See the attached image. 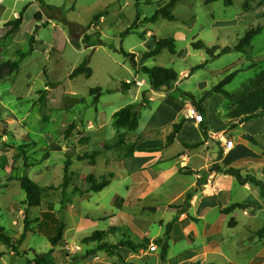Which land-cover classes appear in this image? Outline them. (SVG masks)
I'll return each mask as SVG.
<instances>
[{
  "label": "rangeland",
  "instance_id": "obj_1",
  "mask_svg": "<svg viewBox=\"0 0 264 264\" xmlns=\"http://www.w3.org/2000/svg\"><path fill=\"white\" fill-rule=\"evenodd\" d=\"M170 1L0 0V64L20 61L19 71L0 77V226L15 246L0 241V264H37L35 260L42 255L50 264H122L104 247L125 239L140 244L149 240L137 253L119 250L127 264H166L160 259L161 245L156 240L164 238L167 224L181 217L178 209L186 196H176L194 175L191 165L180 163L185 155L203 161L197 176H215L211 169L218 165L236 167L243 175L264 180V117L244 124L235 118L237 100L258 89L256 80L264 72V0H233L231 6L223 0H179L172 9L175 21H145ZM23 11L20 29L9 33L8 22ZM105 11L103 18L94 20ZM38 13L40 21L35 18ZM138 13L137 30L124 35ZM257 27L262 32L243 52H237L245 33ZM155 37L175 38L177 54L165 50L154 59L143 60L154 48ZM198 41L208 48L230 47L232 52L212 57L192 47ZM86 59L92 76L71 79ZM200 65L203 68L195 69ZM144 66L173 69L178 80L170 89L153 91L141 71ZM232 73L235 78L225 88L231 99L208 94ZM126 82L138 87L126 90ZM98 87L103 94L94 104L90 90ZM144 92L139 128L133 132L116 129L115 112L139 104ZM66 97L85 102L64 109ZM190 105L204 111L206 119L208 114V121L199 126L192 123L186 112ZM181 122L195 136L183 135L167 147L173 126ZM73 124L75 130L66 138ZM246 134L256 137L259 145L244 140ZM222 139L233 140L236 149L225 151ZM133 145L134 156L127 158ZM92 156H97L95 161ZM79 157L87 159L79 161ZM67 160L75 175L69 176L71 185L64 189ZM88 175L98 183L104 177L110 179L111 185L100 193L90 192ZM24 176L42 188L41 207L25 204L20 183ZM127 176H134L133 181ZM157 176H171V182L153 191L158 182L152 183L151 178ZM231 178L237 203L249 207L235 210L234 215L222 214L223 209L214 211L206 231H202L201 220L189 216L188 221L198 229L175 246L174 255L189 248L200 254L194 264H264V238L256 235L264 227L261 191L251 184L241 188ZM209 197L217 201L221 195L214 191ZM50 204L67 225L63 241L55 248L38 232L36 223ZM197 211L195 207L191 214ZM26 217L31 231L19 244ZM96 231L105 232L102 242L85 241ZM152 245L158 249L152 251Z\"/></svg>",
  "mask_w": 264,
  "mask_h": 264
},
{
  "label": "trees",
  "instance_id": "obj_2",
  "mask_svg": "<svg viewBox=\"0 0 264 264\" xmlns=\"http://www.w3.org/2000/svg\"><path fill=\"white\" fill-rule=\"evenodd\" d=\"M179 0H172L166 3L163 7L159 8L154 15L150 18H146V22L148 23H155L158 19L163 18L169 21H175L176 17L172 13V9L175 7L176 3ZM213 1H220V0H213ZM225 6L233 5V0H223ZM107 14V12H101L100 14L96 15L94 20L99 21L103 16ZM23 16L24 11L20 13L19 17L13 21L8 22V26H11V30L9 33H15L18 31L23 23ZM35 18L40 21L41 14L38 13ZM140 13L137 14V20L132 27H129L125 32L124 35L130 34L132 31L137 30L138 23L140 22ZM262 32L260 27L256 29H251L245 33L244 37L240 40L238 46L236 47L237 52H243L247 47H249L252 41ZM141 38L144 40V34L141 35ZM35 44L34 37L30 39V52L33 51V47ZM192 47L196 50H205L209 55L212 57H219L225 54L232 52V48L225 47H213L208 48L204 42L198 41L192 44ZM169 51L171 54H177V41L173 37L169 38H158L155 37V46L152 50L146 52L143 55V60L154 59L162 54L163 51ZM123 52V51H122ZM124 53V52H123ZM129 57L133 56L131 54H126ZM26 54H23L22 57H25ZM134 65L136 66L134 60H132ZM203 65L197 66L195 69H201ZM20 70V61H9L0 64V77L4 74H10L13 72H17ZM141 71L143 74L148 76L151 89L153 91H162L170 89L175 82L178 80V74L173 69H168L164 67L155 66L152 68L149 67H142ZM92 69L89 67V60L86 59L79 67H77L72 74L70 75L71 79L76 78L79 75H84L85 77L89 78L92 76ZM235 78V73L230 74L224 80H222L218 86H216L211 93H216L218 95H222L227 99H231V94L225 89L226 86L230 85ZM258 83V89L250 94L249 96H245L239 100H237L238 109L235 113V118H239L242 124L248 123L252 120H257L259 118L264 117V72L261 77L256 80ZM135 85L133 82H126L123 84V87L126 90H130L131 87ZM103 90L101 88H93L90 90V95L93 96V103L97 104L99 102L100 97L102 96ZM207 94V95H208ZM146 92L143 93V99L139 104H129L120 110L116 111L114 114L113 126L116 129H127L130 132L136 131L139 128V116H140V109L144 107V99H145ZM85 100L83 98H74V97H66L63 101V108L69 109L71 106L76 104L84 103ZM197 107H200V103L196 104ZM204 114V111H202ZM205 115V114H204ZM202 125V124H201ZM183 127V122L175 124L173 126V132L167 137V145H172L176 138V135L180 133ZM75 130V124L71 125L70 128L66 131V138L70 137V135ZM244 140L249 141L255 146L259 145L258 140L256 137L252 135H244ZM196 146V145H195ZM135 153V146H131L127 152V158H131L134 156ZM45 156L44 159H46ZM97 156H92L91 160L95 161ZM86 157H79V161L86 160ZM27 162V158L25 160ZM28 166V165H27ZM72 163L70 160H67L65 163V175H64V183L63 188L66 189L71 185V179L69 176H74L75 174L70 171V167ZM212 172L217 173H224L225 175L231 176L235 178L237 183L241 186H245L247 184H251L260 189L261 195L264 199V180L260 179L256 176L247 174L243 175L241 169L236 167H230L228 169H223L218 165H214L211 169ZM86 182L89 184V191L94 193H100L105 190L107 187L111 185V180L107 178H103V180L98 183L97 180L94 178L93 175H88L85 178ZM202 179L198 180V186H200ZM21 188L26 194L25 204L29 208H36L41 207L42 205V195L43 190L38 183L30 179L28 176H24L20 179ZM194 192L187 193L185 197V201L181 208L178 209V215L186 214L188 211L191 210V201L193 200ZM63 210L65 209V200L62 201ZM249 206L245 204H232L221 211L224 215H229L233 213L237 209L246 210ZM191 219H196L190 217ZM37 230L39 233L46 235L49 238V241L52 245V248H55L63 241L65 229L67 227L64 220L59 218L54 211V207L50 204L49 209L42 213L41 218L37 219ZM173 223L171 222L167 224L166 232L164 238H160L156 240L161 245V253L160 259L162 262L167 261L168 253L170 250V243H171V231L173 228ZM232 227H235L232 225ZM30 221H28L27 217L25 218V234L22 235L21 240L18 242L19 244L25 240L26 233L30 232ZM256 235L263 239L264 238V227L261 228L256 232ZM105 238V232L96 231L92 234L91 237L86 238L85 241L90 242H102ZM0 241L7 245L8 247L14 248V243L11 237L5 234L4 229L0 226ZM148 241L145 243H136L130 239H125L118 243L117 245H110L107 244L104 249L107 253L112 255H117L119 260L122 264H127L124 258L119 253L121 248H126L133 253H137L141 249H145L148 245ZM147 243V244H146ZM37 264H50L49 260L46 256L42 255L35 260ZM194 264V263H191ZM197 264V263H196Z\"/></svg>",
  "mask_w": 264,
  "mask_h": 264
},
{
  "label": "crops",
  "instance_id": "obj_3",
  "mask_svg": "<svg viewBox=\"0 0 264 264\" xmlns=\"http://www.w3.org/2000/svg\"><path fill=\"white\" fill-rule=\"evenodd\" d=\"M135 86L138 87V85ZM208 119L209 117L207 114V119L205 115V121H208ZM183 135L194 137L195 133H192L189 130L188 126H184L182 131L178 135H176L175 138L176 141H178L179 138L183 137ZM169 146L171 145H167V147ZM262 154L264 155V150L261 151V155ZM180 163H182V165H189V166L191 165L190 167L193 168L191 172L194 175L190 176L192 179L189 183V186L186 187L184 190H182L180 194L177 195L176 197L180 196L182 199V197H185L187 193L191 191L194 192V197L192 200V208L189 211V214L181 215V217H179L173 223V228L171 231V247L168 253L166 264H191L200 258V254L197 250H193L189 248L187 249L185 248L182 251L180 250L178 253H176V255L173 254V249L175 248V246H177V244L179 243L184 242L187 238L188 233H191L192 231L198 229L196 224L188 221L189 216L201 220V224L203 225L202 231H206L210 225V223L208 222L209 217L211 214H213L214 211L219 212L218 211L219 209H225L226 207L232 204H242V203H237L238 196L235 197V195L233 194L234 183L230 181V179H232L231 176H220L221 173H217V172H214L216 174L215 176H197L198 174H196V172L203 169L202 166L199 168V170L197 169L201 165V163H203V161L198 162L196 159L192 160V157H189L187 155L183 157ZM127 177L133 181L134 176H127ZM143 177H151V176H143ZM170 177L171 176H157L155 179L151 178L152 183L154 181L158 182L156 186H152L153 191L165 189V186L171 182ZM184 177H189V176H184ZM200 178L202 179V182L200 186H198V180ZM214 181L218 186H214L213 184ZM202 186L203 188H201ZM247 186L248 184L242 187L240 185L241 188ZM214 191L219 193V196L221 195V197H219L217 201L215 199H210L209 197V195L212 194ZM224 206L225 208H223ZM195 207H198V211L195 215H192L191 212ZM232 215H234V213ZM127 250L128 249L126 248L120 249L122 253H124V251ZM226 264H233V263H226ZM239 264H244V263H239Z\"/></svg>",
  "mask_w": 264,
  "mask_h": 264
},
{
  "label": "built area",
  "instance_id": "obj_4",
  "mask_svg": "<svg viewBox=\"0 0 264 264\" xmlns=\"http://www.w3.org/2000/svg\"><path fill=\"white\" fill-rule=\"evenodd\" d=\"M188 119L195 125H201L205 122V115L195 106L190 105L186 109ZM223 148L227 152H233L236 149V145L233 140L222 139ZM158 247L156 245L151 246L152 251H156Z\"/></svg>",
  "mask_w": 264,
  "mask_h": 264
}]
</instances>
